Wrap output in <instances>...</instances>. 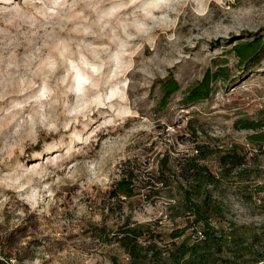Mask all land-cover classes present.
<instances>
[{"label":"rangeland","instance_id":"374dc122","mask_svg":"<svg viewBox=\"0 0 264 264\" xmlns=\"http://www.w3.org/2000/svg\"><path fill=\"white\" fill-rule=\"evenodd\" d=\"M255 34L264 42V0H0V264H127L98 237L126 217L195 239L168 207L178 183L155 178L186 183L177 165L198 155L219 179L213 224L249 245L225 252L264 256V144L249 138L264 130V55L247 67L231 51ZM217 66L226 80L183 103ZM170 77L180 88L161 105ZM232 151L244 163L225 178L218 157ZM128 170L136 194L111 198Z\"/></svg>","mask_w":264,"mask_h":264},{"label":"trees","instance_id":"16d2710c","mask_svg":"<svg viewBox=\"0 0 264 264\" xmlns=\"http://www.w3.org/2000/svg\"><path fill=\"white\" fill-rule=\"evenodd\" d=\"M231 51L238 58L240 65L251 67L264 55V42L261 36L255 34L251 39L234 43ZM217 68L206 70L202 78L186 90L182 102L207 99L213 90V82L216 79L226 80L227 77L226 68L222 66ZM161 86L163 93L160 101L161 105H165L167 99L180 88V85L170 77ZM260 125L259 121L245 120L240 128L258 131ZM249 138L252 142L264 144V130L252 133ZM203 158L200 155L189 157L186 162L177 165L180 174L178 176L184 178L187 185L183 179L175 175V172L173 180H168L169 177L163 170L155 178V182L162 185L172 181L178 183L179 197L174 203H169L168 207L175 210L174 218L186 217L184 221L187 223L186 228L193 227L195 239L190 240L188 235L184 236L185 230L181 228H172L165 234L164 239L160 233H154L149 224H132L128 217L124 218L122 225L112 235L108 236L104 229H100L98 237L106 243L116 242L127 256V264H245V261L241 260L244 256L249 257L253 264L264 261V256L257 250L241 251V255L235 254V251L225 252L229 239H232L231 245L243 250L249 248V245L239 240L241 236L229 238L224 230L213 224L212 220L221 213V208L216 200L211 198V191L208 188L209 186L213 188L219 179L207 165L201 163L200 159ZM218 161L221 168L219 173L225 178L230 177L231 171L244 163L243 157L236 151L220 155ZM137 179L132 170L123 173L120 180L108 191L109 196L117 200L133 197L136 194ZM142 182L140 187L150 185L149 181ZM260 188V191H264V182Z\"/></svg>","mask_w":264,"mask_h":264}]
</instances>
